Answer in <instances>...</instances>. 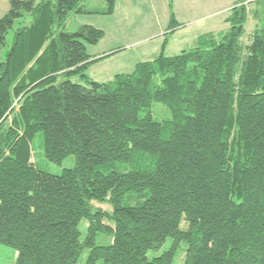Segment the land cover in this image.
I'll use <instances>...</instances> for the list:
<instances>
[{"label": "trees", "instance_id": "1", "mask_svg": "<svg viewBox=\"0 0 264 264\" xmlns=\"http://www.w3.org/2000/svg\"><path fill=\"white\" fill-rule=\"evenodd\" d=\"M86 2L9 0L0 18V244L15 264H264V0L167 57L171 12L159 55L107 83L86 75L104 32H64ZM39 136L44 159L74 167L39 170Z\"/></svg>", "mask_w": 264, "mask_h": 264}, {"label": "rangeland", "instance_id": "2", "mask_svg": "<svg viewBox=\"0 0 264 264\" xmlns=\"http://www.w3.org/2000/svg\"><path fill=\"white\" fill-rule=\"evenodd\" d=\"M256 0H248L251 2ZM238 0H170L171 6L168 12L150 9L146 6V0L141 2V9L133 17H124L115 15H104L105 4L102 0L87 1L85 3L87 11L90 14L73 15L64 30L65 33H74L82 25H91L95 29L103 31L104 37L96 46H87L89 55H96L122 47V50L111 52L109 55L100 58L98 62L91 65L86 75L97 83H107L113 80L115 75L130 74L137 63L147 61L149 57H157L160 53L162 35L166 33L169 25V16L172 12L179 27L175 33L169 37L164 55L173 57L179 55L182 51H188L195 46L196 39L205 34H218L228 30L225 23L226 17ZM139 3V1H138ZM254 7V6H253ZM194 8H200L194 11ZM251 8V6H250ZM4 15V14H3ZM2 15V16H3ZM0 16V18L2 17ZM131 20L130 23L128 21ZM28 24V20L26 21ZM257 20L249 15V21L245 25V35L243 42L247 43L248 38L254 32ZM24 24L16 23L13 31ZM13 31L7 37V49L10 48L13 38ZM58 35V32L55 36ZM4 50V51H5ZM115 53L114 55H111ZM77 82V80H73ZM151 113L155 120L159 122L170 121L172 119L169 109L161 103H153ZM38 142L34 146L32 162L42 171L52 175H60L65 169H71L75 165V158L70 156L62 161L61 164L50 163L42 156L41 137L37 138ZM104 211H110L107 205H96ZM86 224L82 225V231H85ZM184 227V225H183ZM101 242L107 243L109 238H101ZM170 240L157 251H150L147 257L159 256L167 250ZM84 257V256H83ZM183 255H177L175 264H183ZM15 252L4 245L0 244V264H15Z\"/></svg>", "mask_w": 264, "mask_h": 264}, {"label": "crops", "instance_id": "3", "mask_svg": "<svg viewBox=\"0 0 264 264\" xmlns=\"http://www.w3.org/2000/svg\"><path fill=\"white\" fill-rule=\"evenodd\" d=\"M87 1L91 2L93 0H87ZM138 1H139V3H138ZM142 1L143 0H117L116 5H115V10H114L112 15L117 14L119 16H124V17L136 16L137 11L142 10L141 9V2ZM173 1L175 3V0H173ZM8 2H9V0H0V16H2L3 14L5 15L6 12L8 11V9H9V3ZM146 2H147L146 3L147 8L150 7V9H153L154 11L156 9L157 10L161 9L163 11L168 12L169 7L171 6L170 0H146ZM179 2H180V0H179ZM197 9H200V8H194V11H196ZM84 10L88 14L91 13V12L87 11L86 5H84ZM81 15H83V14H81ZM130 22H131V20L128 21V23H130ZM87 26H91V25H87ZM163 39H164V37H163ZM118 50H122V47H116L114 49H108L107 51L96 54V55H90L91 61L99 60L100 58H103L104 56L109 55L111 52H116ZM153 59H154V57L151 56V57H149V59L147 61H144V62L152 61Z\"/></svg>", "mask_w": 264, "mask_h": 264}]
</instances>
